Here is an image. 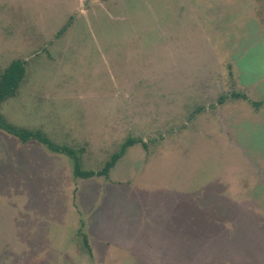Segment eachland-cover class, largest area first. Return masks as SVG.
<instances>
[{"label": "rangeland", "instance_id": "obj_1", "mask_svg": "<svg viewBox=\"0 0 264 264\" xmlns=\"http://www.w3.org/2000/svg\"><path fill=\"white\" fill-rule=\"evenodd\" d=\"M0 264H264V0H0ZM86 237L91 255L85 247Z\"/></svg>", "mask_w": 264, "mask_h": 264}, {"label": "trees", "instance_id": "obj_2", "mask_svg": "<svg viewBox=\"0 0 264 264\" xmlns=\"http://www.w3.org/2000/svg\"><path fill=\"white\" fill-rule=\"evenodd\" d=\"M25 72L24 62L20 59L12 60L8 66L0 74V101L4 100L6 97L13 96L18 84L23 78ZM0 128L17 136L21 141H27L29 139H35L42 144L48 146V148L56 153H63L72 156L75 161V174L85 177L91 176H108L109 170L114 166L116 161L125 153L128 146L134 143L133 139H127L124 141L118 152L113 153L109 160L105 162L103 167L97 171L87 170L82 172L79 170L78 158L75 149L70 148L65 145H57L50 142L39 130H29L26 128H17L7 125L0 116ZM85 247L88 249L91 255V248L87 242L86 237L83 238Z\"/></svg>", "mask_w": 264, "mask_h": 264}, {"label": "crops", "instance_id": "obj_3", "mask_svg": "<svg viewBox=\"0 0 264 264\" xmlns=\"http://www.w3.org/2000/svg\"><path fill=\"white\" fill-rule=\"evenodd\" d=\"M126 152V151H125ZM115 165V164H114ZM110 171V170H109ZM109 174V173H108Z\"/></svg>", "mask_w": 264, "mask_h": 264}]
</instances>
